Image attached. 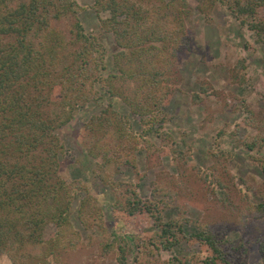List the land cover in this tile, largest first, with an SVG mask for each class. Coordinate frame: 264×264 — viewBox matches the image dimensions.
<instances>
[{
    "label": "trees",
    "instance_id": "1",
    "mask_svg": "<svg viewBox=\"0 0 264 264\" xmlns=\"http://www.w3.org/2000/svg\"><path fill=\"white\" fill-rule=\"evenodd\" d=\"M214 4L256 34L264 32V0H197L196 8ZM83 7L77 0H0V253L12 264H50L78 246L79 232L70 221L76 194L81 193L74 214L80 226L104 230L96 196L80 178L61 174L63 144L56 129L79 108L107 97L79 132L91 140L82 146L100 171L124 165L136 173L137 153L156 162L162 154L180 161L187 153L164 128L170 117L163 106L176 88L177 52L188 45V1L91 0L100 29L115 44L108 63L98 37L81 23ZM238 64L243 68L241 60ZM192 97L197 101L199 94ZM116 99L137 116V127L113 106ZM246 123L257 129L240 140L250 150L264 139V121ZM223 150L213 153H230ZM196 169L188 174L212 195L221 191V201L237 205L239 220L264 215V178L258 200L250 202L242 186L225 178L224 161ZM260 169L264 175L262 162ZM97 175L111 193L112 217L126 229V234L111 230L103 242V251L116 252L118 264H128L127 255L130 264H246L248 242L228 237L225 217L185 214L180 174L173 184L157 179L147 196L138 192L137 181ZM48 224L52 230L45 237ZM253 239L264 264V232ZM182 240L197 245L195 257H158Z\"/></svg>",
    "mask_w": 264,
    "mask_h": 264
},
{
    "label": "rangeland",
    "instance_id": "2",
    "mask_svg": "<svg viewBox=\"0 0 264 264\" xmlns=\"http://www.w3.org/2000/svg\"><path fill=\"white\" fill-rule=\"evenodd\" d=\"M77 1L84 6L79 12L81 23L85 30L98 37L108 63L115 50L112 35L100 29L98 18L89 7L91 0ZM187 1L191 7L185 22L188 45L177 52L174 67L176 88L171 92L167 105L163 106L170 117L163 124L164 128L170 132L179 148L187 149V153L180 161L162 154L158 162L137 153L136 173L124 165L118 170L105 166L100 171L82 146L89 138L81 137L79 132L89 114L98 111L107 97L76 110L65 124L56 129L63 144L61 174L67 178H80L89 192L96 196L102 210L104 230L94 227L83 229L80 226L74 214L81 193L76 194L71 205L70 221L78 229L80 241L74 249L60 252L58 259L50 264H118L116 252L113 249L103 251V242L111 237V230L125 233L126 229L121 219L111 215L109 207L112 196L98 178L100 172L115 180L137 181L138 192L144 196L149 194L157 179L166 178L173 184L176 175L180 174L185 182L184 187L178 188L185 214L190 217H225L228 237L244 236L248 242L246 264H261L253 237L264 232V215L246 216L239 220L237 205L221 201V191L212 195L207 187H200L201 182L195 174L188 173L219 158L227 168L225 178H231L236 186H242L250 202L258 200L257 188L264 178L260 169L261 162L264 163V139L250 150L240 140L254 135L257 130L246 122L261 124L264 121V32L256 34L248 29L222 5L214 4L208 10H200L196 8L197 0ZM238 60L243 63L241 69L238 68ZM238 74H243L242 80ZM122 86L129 87L131 84ZM193 92L199 94L197 101L192 99ZM113 106L126 112L133 126L137 127V116L129 113L121 101L116 99ZM219 149L230 153L226 151L214 155L213 152ZM170 212L171 209L166 210L164 215L167 217ZM51 230L52 226L48 224L44 228V236L47 237ZM195 250V243L188 244L182 240L171 250H161L158 257L166 259L190 254L195 257ZM126 258L130 264V255ZM0 264H12L6 253H0Z\"/></svg>",
    "mask_w": 264,
    "mask_h": 264
}]
</instances>
